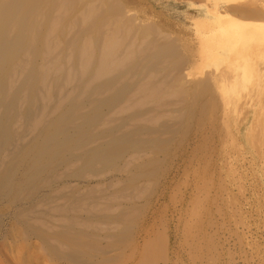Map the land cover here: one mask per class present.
<instances>
[{
  "label": "bare ground",
  "instance_id": "obj_1",
  "mask_svg": "<svg viewBox=\"0 0 264 264\" xmlns=\"http://www.w3.org/2000/svg\"><path fill=\"white\" fill-rule=\"evenodd\" d=\"M177 1L185 2L188 0ZM194 1L198 2L199 5L195 9L196 17L193 18L194 33L186 41L187 46L190 48L189 54L180 48L178 43L176 44L177 39L173 37L172 34L168 33L167 36L161 37L164 32H158L159 30L157 31L158 28H156L153 22L146 23L140 21L137 23L138 20L135 18L134 13L128 9L127 5L122 0H0V240L7 241L6 243H1L0 249L9 248V251L16 249L20 252V257L18 256V258H21L20 261L17 262H14L15 259L10 261V264H32L33 257L30 256L32 252H30L31 248L29 244L26 253L23 252V254H21L22 244L19 245L17 242L19 234L25 231L29 236L39 235L43 239L48 240L51 235H46L45 233V235H43L41 232L42 229L38 227L43 226V228H46L51 224L48 223L47 226L46 224L38 226V224V227H35L31 224L36 222V225L39 220L37 219L36 221L34 218L32 221L35 220V222L31 221L32 223H29L30 218L27 216V219L20 217L21 213L22 215L25 213L20 211V215L18 216L16 214L13 217L7 232L2 235V226L7 210L5 204L10 207L17 206L18 199H21V201L35 207L40 203V201L38 203V200L44 195L47 198L44 203L49 199H54V197L50 198L45 193L44 195L42 194V196L40 192L43 188V182L45 183L44 185H46L48 179L52 176V178L57 176L54 174H58L59 168L66 167L64 169L68 170L67 167L74 166L72 174H66L65 176H68L67 178H75L78 181L83 178L87 179L85 175L90 173L95 176H102L101 173L104 171L109 172L110 170L120 173L121 170L123 172V169L125 171L127 168L128 170L125 172H127L128 175L125 178H120L124 181L118 179V181L124 182L125 187H136L139 181L150 178L155 174V171L156 174L159 172V166L156 162L158 158L156 160L138 163V161L144 159L142 158L144 155H140V153L147 154L146 152L149 149H156V152L157 150L159 151L164 145V142H168V140H161L160 137H162L164 133L174 132L176 128L173 126L174 122H172V120H166L167 122L164 121L158 125L155 124L154 121V127H152L149 124L151 119H148V121H144L145 123L142 125H137L135 127L129 126V120H131V118L142 119L141 117L144 118L146 115L150 114L151 111L155 113L157 111V106H155L156 108L153 110L149 108L142 111L139 110V112H133L126 117L108 118L111 113H115L114 111L116 109L119 110L124 103L129 101L130 95L135 90L132 86L134 84H136L134 86H138L137 82L132 86V83L129 84L127 82H130L131 79L134 78L135 80L133 81H137V77L143 75L144 79L151 66L152 68L155 66L158 67L162 62V64H165L166 60H171V63L176 65L178 72H175L179 75L182 73L181 77H183L189 73H185V66L191 59H201L202 63L206 60H213L216 67L215 76L212 74V77L208 78V76V79L204 80V82L202 80L201 83L194 87L195 91H186L184 93L185 90H183L182 87H188V85H184L183 83L185 81L186 84V80L182 79L183 81H179L182 83H180L182 87H178L174 84L178 87L179 91L183 90L182 92L185 96L187 94L188 98L191 99L189 104H192V106H190L192 110L193 108L195 109V107L198 109L200 108L201 112L197 113L198 116L207 115L211 110L215 113L217 111L221 113L222 111L220 114L222 125L219 130L221 131L224 127L223 129L229 132L230 126L225 121H228V117L232 115H229V113H231L230 109H234L236 112V110L240 108L241 110H239V112H243L242 108L245 110V107L241 108L243 105L248 107L250 105V107L253 108H255L253 105H258V112L255 109L254 112H252L258 113L256 116L257 119L254 121L250 120L254 125V122L256 123L259 117H262L258 122L261 123L262 121L263 123L264 112L262 111H264V92H257L258 88L255 90V87L251 89L252 84L250 89L255 92L250 91V89L249 92H247L248 85H245V83L250 77L249 74L252 71L254 72V70H257L259 74L264 77V0H241V3H238L237 0ZM152 35L154 38L150 40L149 36L151 37ZM140 40H142L141 44ZM140 45L142 48L139 47ZM137 49L142 50L139 52H142V55L140 54L142 57L141 59H139L140 55H138ZM193 49H196L197 53H194ZM259 63H262L263 66L260 64L261 66L259 67L257 65ZM162 66H159V68ZM173 66H171L172 69L174 68ZM159 68L154 71H160L161 69ZM211 70L212 69L209 71ZM213 70L215 69L213 68ZM155 72L149 73L153 75ZM255 73L257 72H254V75H256ZM151 76L149 77L151 78ZM220 76H228V82L218 86V84H220ZM66 77L69 78L70 81H76L72 93H61L58 91L62 87V80ZM252 78L256 80V77L251 76L250 79ZM126 80L128 81L126 82ZM141 80H138V82H142ZM175 80L178 81L177 78ZM220 81H222V79ZM260 81L264 82V80L261 79ZM146 82L144 83L145 86ZM148 82L151 84V82L155 81H152L151 78ZM144 84H142L143 87H145ZM214 84L215 86H213ZM258 85H262L260 90L263 91L262 87L264 83L260 84V82H258ZM163 86L164 84L161 87ZM173 86L169 88L172 89ZM43 87L47 89V92H40ZM215 87L222 89L223 92L216 91ZM169 88L167 87L168 90ZM132 89L133 92H131ZM143 89L141 90L142 92ZM160 89L159 91H162ZM171 89L169 91L170 93H176L175 91H178V89H174V91H171ZM198 89L199 91L196 92ZM224 90H234L235 92H224ZM165 93H167V91ZM183 93H181V95ZM159 94L155 96L153 92H150V94H146L143 98L157 101L159 100L158 98H160L158 97ZM64 98L67 101H65ZM59 100L62 101L60 102ZM131 100L133 99H130V101ZM45 101L47 103H45ZM55 101L57 102L52 106V103ZM63 101L66 103H63ZM50 102L51 104H49ZM58 102L63 105H57ZM133 102H135V100ZM260 108L263 109H261V112ZM124 109L122 108L119 112H116L119 114L122 110L124 111ZM52 111L55 112L52 113ZM177 112L179 113V111ZM181 112L185 113V111ZM259 112L263 114L259 115ZM193 113L195 115V111L192 112V114ZM181 115L182 114H180V116ZM180 118H182V116ZM35 120L39 121L36 122ZM178 122H181V120ZM258 122L256 124L261 127L262 123L258 124ZM18 123H21L23 127H21L23 129L22 132H17L18 130H16ZM256 124L254 128L257 127ZM181 126L182 125H180V127ZM128 127L132 128L128 129ZM261 128H263V126ZM253 130L252 127L251 133ZM226 131L224 136L228 135ZM254 134H256V131L253 133V136H255ZM25 139H27L26 142ZM19 140H21V142H19ZM22 140L25 142L24 144ZM18 142L22 144L19 145ZM165 146L166 144L163 147L166 148ZM131 152H133L132 154L138 153L142 159L139 160L138 158L136 159L138 161H136L132 157L133 161L135 160L137 164H133L131 167L125 164L126 167L122 168V162H124L127 155H130L129 153ZM153 153L151 154L149 151L148 154H156ZM138 154L136 155L138 156ZM99 169H101V171ZM64 174L61 173V175ZM59 176L58 174L57 178ZM51 181L52 179L50 182ZM55 181H59V179ZM53 186L54 185L50 184L51 189ZM88 188H90V186ZM102 191L104 192L103 189ZM120 192L122 193V191ZM59 193L60 192H58V194ZM70 193H72V191H70ZM115 194L112 195L114 196ZM56 198H63V202L67 200L69 203L66 201L68 203L66 204L70 206L75 205L74 207H77V205L84 200L87 202L90 201V203L93 204L91 202L93 198H89L88 196L89 199H85L84 195L78 197V195L59 194ZM96 200L97 199H95V201ZM42 201L43 200H41V202ZM95 201L93 200V202ZM99 201H102V199ZM57 203L58 202H53V204ZM41 205L43 204L41 203ZM65 205L62 206L64 209L67 207ZM42 207L44 208V205ZM71 207L73 208V206ZM36 208L37 207H35V209ZM127 208L129 209V207ZM35 209L32 208L34 211ZM69 209L67 208V210H64L66 211L65 213H67ZM79 209L83 210L81 208ZM58 210L60 212V208ZM43 212L44 211L41 213V211H39L37 213L43 215ZM102 212L100 213L101 215L95 217V215L88 210V213H91L92 216L87 215L86 217L80 218L84 219L83 221L96 219V221L100 223H118L123 218H121V213L109 216L107 214H102ZM123 212L124 211H122V213ZM74 213L75 212H73V214ZM84 213L87 214L86 212ZM70 214L60 215L59 218L61 219L58 221L64 222L66 220L64 218L78 219L76 215ZM124 214L125 217L126 213ZM25 215L26 214H24V216ZM32 216L35 215L33 214ZM44 216H46V214ZM46 218L49 220V216H46ZM50 218L54 219L56 222L55 216H51ZM41 220L38 223L43 224L45 221L42 220L41 222ZM70 221L72 222V220H69V222ZM57 223L59 224V222ZM83 223L85 224V222ZM87 223H89V221L86 222V224ZM60 227L62 226L60 225ZM65 228L64 231L55 235L56 238L58 237L57 239H60V241H63V243L68 246H66L67 250L70 248L68 250L69 253H67L66 249V252H61L58 248L52 247L51 245L49 246V244V247H47L49 251L58 257H56L57 259H65L74 264H110V262H112L111 260L116 259L114 257L112 259L109 258L107 256L108 252H104V250H101L102 248H98L101 250V253L97 249L100 255L95 254L96 261L93 260L92 258L94 256L90 255L93 251L88 254L87 250H85V247H87L86 243L83 244L81 242V236L84 237V233L75 232V228ZM131 228L132 227L125 228L126 230L128 229L126 234L127 238L132 235ZM93 229L95 230V228ZM120 231L123 232V230ZM21 235L23 236V234ZM93 236L94 235L90 238ZM114 236L116 237V235ZM86 237L88 236L86 235ZM119 237L120 236H117V238ZM50 239L59 243L52 237ZM123 239L125 238L123 237ZM158 239L160 243L157 242ZM9 240H13V243L7 246ZM46 240L44 242L48 243L49 241L46 242ZM161 240V238H157L156 244L154 243V247L152 246L151 248L149 247V243H146L145 246L142 245L144 246L142 250L139 244L137 245L135 237L133 240L135 247L133 246V253L131 257L128 258L126 264H158L159 260L163 257L164 251L163 242ZM117 243L118 242L114 243V246H116ZM59 244L61 245V242ZM94 245L92 246L94 247ZM100 247L105 246L103 245ZM107 247L112 248L113 246L106 245L105 249ZM24 248L26 247L24 246ZM92 249L94 250V248ZM2 250L3 249H1V251ZM3 251V253L7 254L6 250ZM109 254H112V252ZM10 257L14 258L15 256ZM10 257L8 255V258ZM39 259L38 261L36 260L35 263H38ZM168 260L167 258L164 263L169 264L167 262Z\"/></svg>",
  "mask_w": 264,
  "mask_h": 264
},
{
  "label": "rangeland",
  "instance_id": "obj_2",
  "mask_svg": "<svg viewBox=\"0 0 264 264\" xmlns=\"http://www.w3.org/2000/svg\"><path fill=\"white\" fill-rule=\"evenodd\" d=\"M122 1L127 5L128 9H130L132 13H134L135 18L138 20L137 23H139L140 21L146 23L153 22L156 25V28H158L157 29V31L159 30L158 32H162V33L164 32V34L161 37L167 36L168 33L172 34L173 37L177 39L176 44L178 43L180 48H182L185 52L190 54V48L187 46L186 41L192 36L195 30L193 25V18L196 17L195 9L199 5L198 2H195L194 0L193 1L188 0L185 2H179L177 0H122ZM237 2L241 3V0L240 1L237 0ZM149 38L150 40H152L154 37L152 35L151 37L149 36ZM141 41L142 40H140V44ZM139 47L142 48L141 45ZM137 51L139 53L142 50L137 49ZM193 51L194 53H197L196 49L195 50L193 49ZM141 53H139L138 55H140ZM141 55L139 56V59L142 58ZM193 59H191L190 62L185 66L186 67L185 73L187 72L189 73L187 75H184L183 76L184 78L181 77L182 73L180 75L177 73L178 71L176 69V65L171 63V60H168L169 62L166 60V62L164 61L165 64H162L163 63L162 62L161 65H158V67L155 66L154 67L155 69L152 68L151 66L149 70L150 73H154L155 72L154 70H157L159 66L162 65L164 66V67L163 66L160 67L159 69L161 70L160 71L158 70V72H155V74L152 75L149 72H147L146 77L144 79H143L144 77L143 75L141 77L139 76L140 79L139 77H137L138 78L136 79L137 81H133L135 80V78L131 79L130 82L126 80V82L128 81L127 83L129 84L132 83L131 86L135 82L138 83L137 87L134 86L136 84L132 86L135 88V90L133 92L132 89L131 92L133 93L131 95L133 96L130 95L129 101L130 99L133 100H131L130 102L127 101V103H124L125 107L123 105L119 109L121 110L122 108L123 109L125 108L124 111L122 110L123 112V113L121 112L122 114L121 113L118 114L119 110L116 109L114 111L115 113H111L112 116L111 114L110 116H108V118L126 117L132 114L133 112H139V110L142 111L147 108L153 110L156 108L155 106H157V111L155 113L154 111L153 112L151 111L150 114L146 115L144 118L141 117L142 119L131 118V120H129L130 122L129 126L135 127L137 125L138 126L142 125L143 123H145L144 121H148V119H151L149 124L152 127H154L153 126L154 121L155 124L158 125L166 120H172V122H174L173 126L176 127V128L174 127L175 128L174 132L164 133V135L162 134L163 138L160 137L161 140L164 141L168 140V142H171V143L164 142V145L166 144L165 146L166 148H164L163 145L159 149V151L157 150V152L156 149H149L146 152L147 154L140 153V155H144V157L142 156V158L144 159H142L138 153L132 154L133 152H131L129 153L131 156L127 155L128 158L127 157L125 158L124 160L125 163L122 162L121 164L122 168L126 167L125 164H128V166L131 167L133 164H137L136 161L138 160L136 159L138 158L139 160L142 159L138 161V163L148 160H156L158 158V161L156 160V162L159 166V172H157L156 174L155 171L156 175L154 174L150 178H145L142 181H139L136 187H125L124 182H120L124 180L120 178H125L128 175L127 172H125L126 170H128L127 168L125 169V171L123 169V172L121 170L122 173L114 172L110 170H109L110 173L108 171H104L106 175L103 172L101 173L102 176L101 175L95 176L90 173L88 174L89 176L85 175L87 179L83 178L80 181H78L75 178H67L68 176L67 177L65 176L66 174L67 175L72 174V170L74 169L73 168L74 166L67 167L68 170L64 169L66 167H61L57 172L60 175L59 176L60 178L59 177L57 178L58 174H54L57 175L54 176L55 180L59 179V181H55L54 178H52L53 177L52 176L47 181L49 183L50 180L52 179L51 181L52 183L50 182L48 184L46 182L47 184L44 185L45 183L43 182V188L42 191L40 192V195L42 194L44 195L45 193L50 198L54 197V199L52 200L49 199L47 202L44 203V201H46L47 198L45 197V195L44 196L42 195L43 197L40 198V200H38V203L39 201L40 203L35 206L37 208L39 207L38 209L36 208L37 210L35 209L34 206L32 207L28 203L21 201V199H18L17 206L10 207L7 204H5L7 210L4 216L2 235H4L7 232L8 226L10 225V222L12 221L13 217L16 214L19 216L20 215L19 212L23 211L25 213H23V215L21 213L20 217H23L25 219L29 217L30 218L29 223H32L33 221L35 222V220L37 221V219L39 221L41 219L45 221L43 222V224L38 223L39 221H37L36 225H35L36 222L34 224H31L34 225L35 227L42 226L45 224L47 226L48 223L51 224L48 225L47 227L45 226L46 228H43V226L38 228L42 229V231L41 230L40 231L43 233V235L45 234L51 235L53 239H56V241H58L59 243L61 242L60 245L54 240L52 241L50 239L51 237L48 238V240H46L40 237L39 235H38L39 237L37 235L29 236L25 231L24 232L22 231L21 234H23V236L19 234L17 242L19 243V245L22 244L21 254H23V252L26 253V249L30 245L31 248L30 252H32L30 256L33 257L32 264L33 263L34 264H38V263L39 264L41 263L42 264L43 263L44 264H74L73 262H70L65 259H61V260L60 258L57 259L58 257L47 249V247L51 245L52 247L54 246L55 248H58V250L61 252L63 251L66 252L68 246L64 244L63 241H60V239H57L58 237L56 238L55 235L60 233L61 231H64L65 227L71 229L75 228L74 230L75 232L84 233V237L81 236V242L83 244L86 243L87 247H85V250H87L88 254H90L93 251L90 254L94 256L92 258L93 260H95L96 255H100L98 253L99 252L101 253V250L102 251L104 250V252L105 251L108 252L107 256L109 258L111 259L113 257L116 258L115 260H111L112 262H110V264L111 263L126 264L128 258H130L133 253L135 247V243H133V240L135 237H136V243L137 245L139 244L140 249L144 247L146 243H149L150 248L152 246L154 247V243L156 244L157 238L162 239L161 241L163 242L164 251H163V257L161 260H159L158 264H165L164 261L167 258L169 259L167 261L169 264H264V129H263L264 121L263 123L261 121L262 124L258 122L262 118L258 116L259 119L256 121V123L257 122L258 124L260 123L263 126V128H261L262 126L260 127V125H257L255 122L253 125L252 121L257 119L256 116L258 115V113H252V112H254V109L257 110L258 112V105H253L255 108L250 107V105L249 107L243 105L241 106V108L245 107V110L244 108H242L243 112H239V110H241L240 108L239 110H236L237 109L236 108L235 109L236 112L234 111V109H230L231 113H229V115L230 114L232 115L228 117L229 118L228 121L227 120L225 121L230 126L229 132H227L226 129L224 130L223 126H222L223 127L222 130L221 131L219 130L221 129L220 126L222 125L220 118V114L222 113V111L221 113L220 112L218 113V111L215 113L213 112V110H211L207 115L204 116L199 115L200 116L199 117L197 113L201 112L200 108L198 109L197 107H195V109L193 108L192 110V108L190 107L192 106V104H189L191 99L188 98L187 94L185 96L184 93L186 91L187 92L195 91L194 87L197 84L201 83L202 80L204 82V80H207L208 78L212 77V74L213 76H215L216 67H215V63H213V60L210 61L206 60L205 62L203 61L202 63L201 59L199 60H197L198 58H195L194 60ZM260 64L262 65V63H259L257 65L260 67L261 66ZM165 65H169V66H165ZM171 66H173L174 68L172 69ZM213 68L215 70H213ZM210 69L212 70L209 71ZM254 72H257L255 73L256 75H254ZM254 72L252 71L249 74L250 77L247 79L245 83V85H248L247 92H249L251 84H252L251 89L255 87V90H257L258 88L257 92L258 91L264 92V88H263L264 85L262 87L263 91L260 90L262 85H258V82H260V84L264 83L263 81H260V79L264 80V77L261 76L257 70L256 71L254 70ZM149 76H151L152 81L155 82H151L150 84L148 82L149 79L151 80ZM251 76L256 77V80H254L253 78L250 79ZM176 78L178 81L175 80ZM182 79L186 80V84L185 81L183 83L184 85H188V87L185 86L187 89L183 88L182 85H180L181 82L179 81H183ZM221 79L222 81H220ZM138 80L139 81L141 80L142 82H138ZM143 80H146L148 83ZM145 82L147 87L144 84ZM178 82L179 84L177 85ZM219 82L220 84H218V86L228 82V76H220ZM62 83H63L62 87L58 91L61 93L64 92L72 93L73 86L75 85L76 81L75 80L70 81L69 78L66 77L65 79L62 80ZM141 83L144 84L145 87H143ZM163 84L164 86L161 87ZM174 84L178 87H182V89L185 90L184 93L182 92L183 90L181 89H180L181 91H179L178 87H176ZM166 86L168 88L173 86L174 89L176 90L178 89V91H175L176 93L177 92L178 93L177 94L174 92L170 93L169 91L171 88H169L168 90ZM213 86H215V84ZM155 87L157 90L155 89ZM158 87H160L161 89ZM173 87L171 91H174ZM215 88L216 91L223 92L222 89H219L218 87ZM142 89L143 92L141 91ZM159 89L162 91H159ZM251 89L250 91H252ZM46 90L47 89L43 87L40 92H47ZM163 91L165 92L167 91V93ZM198 91L199 89L196 90V92ZM225 91L235 92L234 90H224V92ZM150 92H153L155 96H157L159 93L162 92L161 93L162 95L159 94L158 97L160 98H158L159 100L157 101H152V99L143 98V96H146V94L148 93L150 94ZM252 92L255 91L253 90ZM181 93L183 94L181 95ZM62 100L59 101L61 102ZM134 100L135 102H133ZM57 101L53 102L52 106L55 105ZM65 101L67 100L65 99ZM45 103L47 102L45 101ZM63 103L66 102L63 101ZM49 104H51V102ZM58 104L59 102L57 103V105ZM59 105H63V104L61 103ZM262 108H260V112L263 110ZM176 110L179 111V113ZM181 111H185V113L183 112L184 113L183 114ZM194 111H195V115L194 113L192 114V112ZM237 111L239 112V115ZM53 112L55 111H52V113ZM180 114H182L181 115L182 118H180L181 117ZM261 114L263 113H260L259 115ZM179 120H181V122H178ZM263 120H264V116H263ZM38 121L39 120H37L36 122ZM139 121H141L142 123ZM255 124L257 126L255 127L256 130L254 128ZM180 125L182 126L180 127ZM21 127H22L21 123H18L16 126V130H18L17 132H22L23 127L22 128ZM132 127H128V129H131ZM252 127L256 131V134H254L255 136H253V133L255 132L254 130L251 133ZM225 131L226 134H228L226 135L227 137L224 136ZM27 139H25V142ZM19 142H21V140H19ZM19 142H18L19 145L25 143L23 140L22 143ZM149 151L151 154L153 153V151L156 154L150 155L148 154ZM136 154H138V156ZM132 157L136 161L135 160L133 161ZM99 170L101 171V169ZM61 173L62 174L65 173V174L61 175ZM118 179L120 181H118ZM50 184L54 185L52 189L50 187ZM87 186L88 187L90 186V188H88ZM87 189L88 190L90 189L91 192L90 190L88 191ZM102 189L104 190V192L102 191ZM56 190L60 192L59 193L60 195L62 194L75 195V196L78 195V197L84 195L85 199L93 198V200L95 201V199L98 200L99 198V200L102 199V201L96 200L95 202H93L92 200L91 202L93 204H91L90 201L87 202L86 200H84L83 202L78 204L77 207H74L75 205H71L73 206L72 208L70 205H67L69 203L67 200H64L63 202V198L60 199L56 198L57 195H59ZM70 191H72V193H70ZM120 191H122V193ZM126 191L128 194L126 193ZM112 194L115 195L113 196ZM130 196L134 200H132ZM41 200L43 201L41 202ZM53 202L55 203L58 202V203L53 204ZM41 203L44 205V208L42 207L43 205H41ZM85 203L87 204V207ZM94 204L97 206H95ZM63 205L67 207L64 209L62 207ZM58 207L60 208V212L63 209L61 213L59 212ZM127 207H129V209ZM32 208H34L35 211L32 210ZM67 208L71 209V210L69 209L67 213L76 215L78 219L64 218L66 219L65 220L66 222L64 221L66 223L65 224L64 222L58 220L61 219L59 218L60 215L67 214L65 213L66 211H64L67 210ZM79 208L83 210H80ZM88 210L89 212L93 213L95 217L101 215L100 213L103 211L102 214L104 215L107 214L109 216L117 215L121 213L120 214L121 218L122 217L123 218L121 221L118 222L119 226L118 223L116 222L100 223L96 221V219L83 221L84 219L80 217H84V216L86 217L87 215L92 216L91 213L90 214L88 213ZM39 211H41V213L42 211H44L43 215L41 213H37ZM83 211L86 212L87 214H85ZM122 211L124 212L122 213ZM73 212L75 213L73 214ZM44 213L46 214L47 217L49 216V220L51 219L50 221L48 220V218H46V216H44L45 215ZM124 213H126L125 217H124L125 215ZM24 214L26 215L24 216ZM33 214L35 216H32ZM51 216H55L56 222L54 221V219H52L54 217L50 218ZM34 218L35 220L32 221V219ZM69 220H72V222L70 221L72 225L70 224ZM88 221L89 223L86 224V222ZM57 222H59V224ZM83 222H85L87 226ZM60 225L62 227H60ZM127 227L128 228L132 227L131 228L132 235L129 238L126 237L128 229L126 230L125 228ZM93 228H95V230ZM50 229H54V230H50ZM120 230H123V232ZM88 233L91 236L96 235L95 237L93 236L95 239L93 237H92L93 239L90 238L91 236ZM86 235L88 237H86ZM114 235H116V237ZM117 236L120 237L117 238ZM97 237L101 239H98ZM109 237L112 239H110ZM123 237L125 239H123ZM45 240L46 242L48 241L49 242L45 243L44 242ZM0 241H1L0 245H2L1 243L3 242L5 243L7 242L5 240H0ZM116 242L118 243L116 246H114L115 245L114 243ZM157 242H159V239ZM10 243H13V240H9L7 246H9ZM92 245H94V247ZM103 245L105 247L106 245L113 247L112 248L107 247L106 249L105 247H100ZM24 246L26 248H24ZM38 246L42 247L43 249ZM89 246L92 247L90 248ZM92 248H94V250ZM98 248L99 249L102 248V249L99 250ZM1 249L6 250L9 257L15 256L16 258L15 257L14 258L10 257L11 259L8 258V255L6 253H3L4 251L3 250L1 251ZM1 249H0V264H10V261L14 259H15L14 262L20 261L21 258H18V256L20 257L19 254L20 252H18L16 249L15 250L13 249V251H9V248L8 249L1 248ZM69 249L70 248H68V250ZM97 249L99 250V252ZM68 250L67 253H69ZM111 252L112 254H109ZM38 259L39 262L35 263L36 260L38 261Z\"/></svg>",
  "mask_w": 264,
  "mask_h": 264
}]
</instances>
